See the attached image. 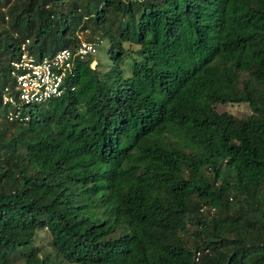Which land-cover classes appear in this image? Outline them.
I'll use <instances>...</instances> for the list:
<instances>
[{
  "label": "trees",
  "instance_id": "obj_1",
  "mask_svg": "<svg viewBox=\"0 0 264 264\" xmlns=\"http://www.w3.org/2000/svg\"><path fill=\"white\" fill-rule=\"evenodd\" d=\"M93 36L105 72L96 51L24 122L0 98V264H264V0H0V96L25 40Z\"/></svg>",
  "mask_w": 264,
  "mask_h": 264
},
{
  "label": "built area",
  "instance_id": "obj_2",
  "mask_svg": "<svg viewBox=\"0 0 264 264\" xmlns=\"http://www.w3.org/2000/svg\"><path fill=\"white\" fill-rule=\"evenodd\" d=\"M27 44L25 40L19 46V57L10 63L12 84L0 96L2 116L7 121H27L28 110L58 99L65 90L64 79L72 76L77 63L96 53L101 41L81 42L74 50L62 49L40 60L29 55Z\"/></svg>",
  "mask_w": 264,
  "mask_h": 264
},
{
  "label": "rangeland",
  "instance_id": "obj_3",
  "mask_svg": "<svg viewBox=\"0 0 264 264\" xmlns=\"http://www.w3.org/2000/svg\"><path fill=\"white\" fill-rule=\"evenodd\" d=\"M85 37H90L88 34H83ZM78 36H80L78 34ZM94 37V36H93ZM94 40H99L100 38L95 36ZM101 41V40H100ZM100 47H98L97 53L93 57V60L90 64V68H95L97 63V70L99 73L105 72L110 63L106 56L107 41L102 40ZM122 47L126 50V58L122 63V66L127 69L129 68L131 59L135 58V51L137 47L133 44H123ZM126 73V72H125ZM214 109L218 113H227L235 117L236 119H242L250 114L248 106L245 103L240 104H225V105H215ZM32 247L36 248L39 251V255L46 253L49 259L52 261L53 253L49 246V236L46 231L39 230L36 232L35 237L32 242ZM12 264H23V257L21 255H16L13 257Z\"/></svg>",
  "mask_w": 264,
  "mask_h": 264
}]
</instances>
